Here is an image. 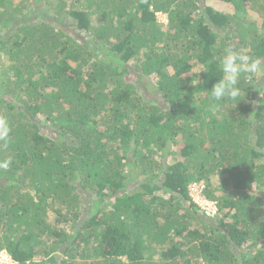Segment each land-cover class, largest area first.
Returning <instances> with one entry per match:
<instances>
[{
	"label": "trees",
	"instance_id": "16d2710c",
	"mask_svg": "<svg viewBox=\"0 0 264 264\" xmlns=\"http://www.w3.org/2000/svg\"><path fill=\"white\" fill-rule=\"evenodd\" d=\"M208 1L0 0V251L264 264V70L236 101L207 94L226 46L264 68V0Z\"/></svg>",
	"mask_w": 264,
	"mask_h": 264
},
{
	"label": "clouds",
	"instance_id": "9594fccd",
	"mask_svg": "<svg viewBox=\"0 0 264 264\" xmlns=\"http://www.w3.org/2000/svg\"><path fill=\"white\" fill-rule=\"evenodd\" d=\"M220 76L212 84L210 91L207 92L213 99L220 101L229 99L236 101L241 95L238 86L241 79H251L255 74L264 70L259 58L248 55L246 50H239L232 46H226L218 59L217 64ZM201 81L195 79L193 86L200 84ZM10 126L5 116L0 115V142L6 146L10 142ZM10 160L0 162V168L7 169Z\"/></svg>",
	"mask_w": 264,
	"mask_h": 264
},
{
	"label": "rangeland",
	"instance_id": "374dc122",
	"mask_svg": "<svg viewBox=\"0 0 264 264\" xmlns=\"http://www.w3.org/2000/svg\"><path fill=\"white\" fill-rule=\"evenodd\" d=\"M208 5L211 7V8H213L215 11H220V12H227V13H230V14H233L234 13V7H232V6H230V5H226V4H221V3H219L218 2V0H209L208 1ZM249 15H250V17H253L254 19H256L257 21H259L260 22V20H261V18H260V16L259 15H256V14H254V13H249ZM159 20L163 23L164 21H166V17L165 16H163V15H160V18H159ZM259 78L261 79H259V82H258V91L260 92L259 94H261L262 92H263V90H264V75L263 74H260L259 75ZM255 87H257V86H255ZM203 185V186H202ZM201 188L203 189V188H205V183L203 182V183H201ZM192 187V186H191ZM190 187V188H191ZM193 193V192H192ZM193 195H194V197H195V199H196V201L197 202H199L200 203V205H202L203 207H206V204H205V202H206V200L204 199V197L202 196H200L199 194H197V193H193ZM42 261H45V260H42V259H40L39 260V262H40V264H45L44 262L43 263H41Z\"/></svg>",
	"mask_w": 264,
	"mask_h": 264
},
{
	"label": "built area",
	"instance_id": "2783aa9c",
	"mask_svg": "<svg viewBox=\"0 0 264 264\" xmlns=\"http://www.w3.org/2000/svg\"><path fill=\"white\" fill-rule=\"evenodd\" d=\"M202 186H201V184L193 185L191 187V194L193 195V193H197V194H199L202 197V191L204 190V188L203 189L201 188ZM205 204H206V207H203L201 205L202 208L207 211V214L209 216H214L216 214V212H217V209H216L215 205L213 203H209L207 201L205 202ZM0 264H19V263L17 261H15L9 255V253L7 251H0Z\"/></svg>",
	"mask_w": 264,
	"mask_h": 264
}]
</instances>
